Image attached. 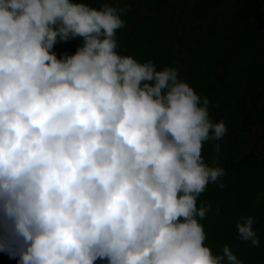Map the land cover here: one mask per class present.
Instances as JSON below:
<instances>
[{"label": "clouds", "instance_id": "clouds-1", "mask_svg": "<svg viewBox=\"0 0 264 264\" xmlns=\"http://www.w3.org/2000/svg\"><path fill=\"white\" fill-rule=\"evenodd\" d=\"M126 10L0 0V251L16 264H244L205 243L210 204L197 203L225 175L202 148L226 125L176 66L117 51ZM252 225L241 215L235 229L256 247Z\"/></svg>", "mask_w": 264, "mask_h": 264}, {"label": "trees", "instance_id": "trees-1", "mask_svg": "<svg viewBox=\"0 0 264 264\" xmlns=\"http://www.w3.org/2000/svg\"><path fill=\"white\" fill-rule=\"evenodd\" d=\"M99 6L116 0H86ZM127 6L117 30L121 54L157 67L174 65L179 76L209 99L213 121L227 131L205 141L202 155L225 169L198 197L210 204L201 221L214 252L227 243L244 264H264V0H119ZM78 40L53 51H75ZM217 145L219 147H217ZM253 217L260 244L239 238L235 223ZM0 264H16L0 251ZM94 264H103L97 260Z\"/></svg>", "mask_w": 264, "mask_h": 264}]
</instances>
